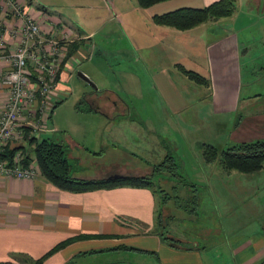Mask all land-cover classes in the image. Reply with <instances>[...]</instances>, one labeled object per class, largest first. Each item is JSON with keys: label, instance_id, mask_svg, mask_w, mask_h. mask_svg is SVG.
Masks as SVG:
<instances>
[{"label": "crops", "instance_id": "1", "mask_svg": "<svg viewBox=\"0 0 264 264\" xmlns=\"http://www.w3.org/2000/svg\"><path fill=\"white\" fill-rule=\"evenodd\" d=\"M16 1L25 12L36 18L44 35L59 38L67 30L70 33L67 52L74 42H79L81 47L90 45L96 35L95 31L88 33L83 21L56 8L54 1ZM215 1L218 0H167L144 9H150L148 11L153 18L156 14L182 7H205ZM247 1H254L258 7L262 3V0ZM0 2V38L6 41V49L9 50L18 44L19 36L14 35V30L21 20L8 7L6 0ZM107 2H111L110 13L113 17V12L117 14L115 0ZM71 6L88 7L92 14L99 8V0H79L72 2ZM96 20L104 22L99 16ZM213 21L216 23L218 20L211 19L188 30L166 25H160L159 30L172 43L167 50L168 56L178 55L182 43H189L190 50L194 52L192 54L201 51V48L204 50L206 66L203 71L196 72L209 80L210 84L204 85L208 90L206 96H209L214 111L222 114L237 109L245 101H252L253 97L242 98V45L239 37L232 34L233 23L220 35L211 26H206ZM180 50L184 52V49ZM90 54L79 48L69 59L65 56L58 83L60 99L51 113L52 126L49 123L50 130L43 133L41 139L49 138L68 146L71 173L77 178L152 174L157 163L146 159L145 153L150 150L144 147V141L148 137L150 143L154 141L161 145L164 140L154 129L155 121L152 118L148 122L140 120L132 103L115 91L113 99L92 101L89 110L76 107L79 112V116L75 117L76 122L81 123L78 128L75 127L76 132L65 130L62 138L59 130L53 126V114L61 108L62 97L68 92L66 82L73 73L72 59ZM192 56L189 54V57ZM174 65L180 71L179 65L186 67L182 61ZM7 66V61L0 57V105L6 95L1 85V74ZM158 77L159 80H154L157 87H166L165 82L174 85L169 76L165 77L166 81L164 75ZM172 103L176 111L181 108L176 100ZM259 108L253 121L264 126V106ZM134 123H140L138 127L144 132L130 126ZM129 127L135 131H129ZM87 139H93L101 149L87 143ZM23 143L21 149L26 154L30 150L29 140ZM167 154L168 150L166 154H161V161ZM108 155L111 157L107 158ZM162 200L158 192L147 187L118 186L82 192L62 189L50 182L40 169L34 179L1 176L0 264H25L22 261L24 257L34 262L58 244L69 240L42 264H206L204 247L201 245L193 243L188 246L183 240H179L182 245H171L162 238L163 231L160 230L164 223L159 221L162 220L161 206L166 207L170 203L165 198L162 204ZM232 253L236 264H264V235L256 241L248 238L233 246Z\"/></svg>", "mask_w": 264, "mask_h": 264}, {"label": "rangeland", "instance_id": "2", "mask_svg": "<svg viewBox=\"0 0 264 264\" xmlns=\"http://www.w3.org/2000/svg\"><path fill=\"white\" fill-rule=\"evenodd\" d=\"M51 1L56 8L83 21L88 33L96 32L90 45L81 47L87 54L91 52L90 56L72 59L73 73L66 82L68 92L62 97L61 108L53 114V126L62 138L65 130L76 132L75 127L81 124L76 122V107L89 110L92 101L113 99V91L132 103L140 120L148 122L152 118L164 143H150L146 137L143 145L150 150V154L145 153L146 159L158 164L161 154L168 150L185 178L182 182L163 177L159 180L166 193L159 192L161 198L171 197L166 207L161 206L164 227L160 231L165 237L183 240L185 245L197 243L204 247L206 264H236L233 246L264 235V166L250 173L229 171L223 167L220 156L215 162H207L204 149L210 144L222 151L243 141L264 138V126L253 121L259 107L264 106V0L260 7L254 1L239 0L231 18H219L206 25L221 35L233 23L232 34L239 37L242 45V98L253 97L222 114L214 111L204 85L175 69L174 63L182 61L188 69L203 71L204 50L192 54L189 43H182L178 55L168 56L172 43L160 32L150 9L140 7L138 0H115L117 14L113 12V17L111 2L107 0H99V8L92 14L88 7L71 6L79 0ZM98 16L104 22H98ZM79 73L88 76L93 85ZM159 75H164V80L169 76L174 85L165 82L166 87H157L154 80H159ZM173 100L181 105L178 111ZM129 131L135 129L129 127ZM86 142L101 149L93 139ZM154 182L157 186V177ZM173 184L184 187L178 192L182 200L175 197ZM187 195L189 200L185 199Z\"/></svg>", "mask_w": 264, "mask_h": 264}, {"label": "built area", "instance_id": "3", "mask_svg": "<svg viewBox=\"0 0 264 264\" xmlns=\"http://www.w3.org/2000/svg\"><path fill=\"white\" fill-rule=\"evenodd\" d=\"M6 3L21 22L14 30L19 36L14 48L6 49V41L0 38V57L8 63L1 74L6 95L0 105V177L34 179L39 167L36 160L25 162L22 149L11 159L3 155L7 146H21L33 137L41 140L42 134L50 130L51 113L60 99L59 75L70 33L66 30L59 38L48 37L21 4L16 0Z\"/></svg>", "mask_w": 264, "mask_h": 264}, {"label": "trees", "instance_id": "4", "mask_svg": "<svg viewBox=\"0 0 264 264\" xmlns=\"http://www.w3.org/2000/svg\"><path fill=\"white\" fill-rule=\"evenodd\" d=\"M167 0H138V4L142 8L151 7L157 3ZM43 8V6H41ZM237 9V0H218L211 3L208 6L196 8V7H182L173 11H169L163 14H156L153 16L155 23L159 25H166L174 27L179 30H188L194 28L202 23L208 22L211 19H219L223 17L231 16ZM79 48L81 44L72 43L69 46L67 52V59H69ZM181 70L190 76L194 81L209 85V80L200 73L189 70L183 65H179ZM29 151L26 153L25 162L29 163L32 160H36L39 169L42 174L56 186L74 191H90L101 188H114L118 186H131V187H144L150 188L154 192H164L160 186V178H170V181L179 180L185 181V178L179 173L178 163L174 155L169 152L164 159L156 164L153 168V172L150 175L145 176H120L119 178H101V179H82L72 176L71 165L68 160V146L54 141L49 138H43L41 140L36 137L29 139ZM23 146L9 145L6 148V153L3 157L11 159L15 152L21 149ZM220 156L221 163L226 170H237L240 172L250 173L255 172L263 168L264 166V138L256 141H243L230 146L229 148L220 151L217 147L207 144L204 149V157L207 162H215ZM157 177V186L154 182V178ZM176 188L175 197L178 200H182L181 195L178 194L182 190L181 186L172 185ZM183 186V185H182ZM181 188V189H180ZM166 194V193H165ZM167 196L166 199H170ZM190 199L187 195L185 198ZM184 199V200H185ZM194 199H196L194 197ZM165 203V199L162 200V204ZM160 222L161 219H159ZM162 238L169 242L171 245H182L179 240L174 237ZM62 242L48 251L44 256L32 262L27 257L22 259L25 264H42L44 260L61 249L67 242Z\"/></svg>", "mask_w": 264, "mask_h": 264}, {"label": "water", "instance_id": "5", "mask_svg": "<svg viewBox=\"0 0 264 264\" xmlns=\"http://www.w3.org/2000/svg\"><path fill=\"white\" fill-rule=\"evenodd\" d=\"M79 75L93 85V83L90 81V78L88 76H86L83 73H79ZM119 177H120V175H112L109 178H119Z\"/></svg>", "mask_w": 264, "mask_h": 264}]
</instances>
